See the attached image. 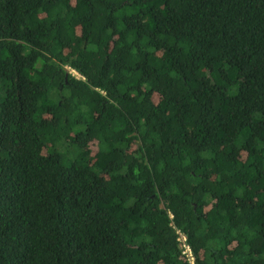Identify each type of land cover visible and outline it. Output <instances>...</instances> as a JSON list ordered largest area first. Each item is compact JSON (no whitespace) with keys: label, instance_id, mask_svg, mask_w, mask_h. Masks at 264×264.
<instances>
[{"label":"trees","instance_id":"1","mask_svg":"<svg viewBox=\"0 0 264 264\" xmlns=\"http://www.w3.org/2000/svg\"><path fill=\"white\" fill-rule=\"evenodd\" d=\"M177 229L264 264V0H0V264H188Z\"/></svg>","mask_w":264,"mask_h":264},{"label":"built area","instance_id":"2","mask_svg":"<svg viewBox=\"0 0 264 264\" xmlns=\"http://www.w3.org/2000/svg\"><path fill=\"white\" fill-rule=\"evenodd\" d=\"M173 227L175 228V226H173ZM177 233H178V241L181 244V247L183 249L182 250L183 254H184L188 264H196L195 263V257L192 253L191 246L187 242V236L178 229H177Z\"/></svg>","mask_w":264,"mask_h":264},{"label":"rangeland","instance_id":"3","mask_svg":"<svg viewBox=\"0 0 264 264\" xmlns=\"http://www.w3.org/2000/svg\"><path fill=\"white\" fill-rule=\"evenodd\" d=\"M74 74H76L75 72H73ZM94 151H96V147H91Z\"/></svg>","mask_w":264,"mask_h":264},{"label":"clouds","instance_id":"4","mask_svg":"<svg viewBox=\"0 0 264 264\" xmlns=\"http://www.w3.org/2000/svg\"><path fill=\"white\" fill-rule=\"evenodd\" d=\"M72 72H74V71H72ZM76 73V72H75ZM171 217H173V216H171ZM174 225L172 224V227H173ZM174 228V227H173Z\"/></svg>","mask_w":264,"mask_h":264}]
</instances>
